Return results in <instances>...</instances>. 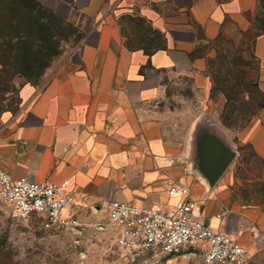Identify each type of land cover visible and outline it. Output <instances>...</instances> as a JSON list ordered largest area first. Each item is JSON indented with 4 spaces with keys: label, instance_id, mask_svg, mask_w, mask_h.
Listing matches in <instances>:
<instances>
[{
    "label": "crops",
    "instance_id": "obj_1",
    "mask_svg": "<svg viewBox=\"0 0 264 264\" xmlns=\"http://www.w3.org/2000/svg\"><path fill=\"white\" fill-rule=\"evenodd\" d=\"M259 6V0H55L49 10L81 35L62 50L56 32L46 34L52 26L40 23L44 32L27 39L19 57L28 59L27 47L36 44L35 71L15 72L10 90L0 80V165L14 177L67 180L78 221L89 211L106 214L105 201L113 198L139 206L172 202L167 187L184 182L201 210L207 196V221L242 245L251 264H264V178L244 195L228 165L207 185L182 159L184 150L173 152L169 109L162 105V76L198 71L196 60L205 58L196 56L198 49L215 38L225 18L249 32ZM126 14L145 20V42L125 34ZM153 31L161 48L154 47ZM248 42L264 95V33ZM259 113L239 137L264 157V102Z\"/></svg>",
    "mask_w": 264,
    "mask_h": 264
},
{
    "label": "rangeland",
    "instance_id": "obj_2",
    "mask_svg": "<svg viewBox=\"0 0 264 264\" xmlns=\"http://www.w3.org/2000/svg\"><path fill=\"white\" fill-rule=\"evenodd\" d=\"M54 2L35 0L36 11L29 12L20 6V3L32 4L29 0H0V80L9 90L13 88L10 79L15 72L35 71L30 64L35 55L32 47L36 44L27 47L28 53L31 52L28 59L19 57L26 49L25 41L33 42L35 34L44 32L40 23L52 26L46 34L56 32L62 50L75 46L81 35L72 22L65 23L61 16H54L49 10L48 6ZM259 3L249 32H243L235 21L225 18L214 40L198 49L196 56H205L204 60H196L198 71L162 76L166 91L162 105L169 109L167 121L173 152L184 150L182 159L209 185L196 167L193 138L200 129L213 132L235 151L229 171L233 170L235 189L244 195L249 184L264 178V157L239 137L243 128L262 115L259 110L264 102L257 83L258 58L248 42L253 34L264 33V0ZM121 20L129 38L146 41L150 30L143 18L126 14ZM141 22L144 24L140 28ZM158 37L159 33L153 31L155 42ZM62 50L59 48V52ZM50 52L45 49L46 57ZM202 198L205 200L207 196ZM203 200L199 202L202 211L206 205ZM79 221L75 228L48 230L38 219L13 217L10 205L0 199V264H203L198 250L185 255L147 253L135 259L126 258L114 242L116 226L108 213L89 211L79 216Z\"/></svg>",
    "mask_w": 264,
    "mask_h": 264
},
{
    "label": "built area",
    "instance_id": "obj_3",
    "mask_svg": "<svg viewBox=\"0 0 264 264\" xmlns=\"http://www.w3.org/2000/svg\"><path fill=\"white\" fill-rule=\"evenodd\" d=\"M167 194L176 199L140 206L114 198L105 201L122 255L135 259L147 253L185 255L198 250L203 264H251L242 245L207 221L186 183L172 182ZM0 199L10 205L13 217L38 219L48 230L79 225L70 211L74 198L67 180L14 177L0 165Z\"/></svg>",
    "mask_w": 264,
    "mask_h": 264
},
{
    "label": "water",
    "instance_id": "obj_4",
    "mask_svg": "<svg viewBox=\"0 0 264 264\" xmlns=\"http://www.w3.org/2000/svg\"><path fill=\"white\" fill-rule=\"evenodd\" d=\"M194 145L196 154L199 155L196 167L212 185L230 164L235 151L207 129H200L195 132Z\"/></svg>",
    "mask_w": 264,
    "mask_h": 264
},
{
    "label": "trees",
    "instance_id": "obj_5",
    "mask_svg": "<svg viewBox=\"0 0 264 264\" xmlns=\"http://www.w3.org/2000/svg\"><path fill=\"white\" fill-rule=\"evenodd\" d=\"M29 2H33L32 4H34V6L32 5V4H27V3H20V6H22L23 5V7L27 10V11H29V12H35L36 11V6H35V0H29ZM144 23L143 22H141L140 23V25H139V27H141V25H143ZM155 32V31H154ZM156 32H158V31H156ZM159 33V32H158ZM159 35H160V33H159ZM161 36V35H160ZM157 39V42L156 43H154V47H158V48H161L163 45H162V43H161V39L158 37V38H156ZM214 40V39H213ZM137 44V43H136Z\"/></svg>",
    "mask_w": 264,
    "mask_h": 264
},
{
    "label": "flooded vegetation",
    "instance_id": "obj_6",
    "mask_svg": "<svg viewBox=\"0 0 264 264\" xmlns=\"http://www.w3.org/2000/svg\"><path fill=\"white\" fill-rule=\"evenodd\" d=\"M197 157H198V161H199V155L197 154Z\"/></svg>",
    "mask_w": 264,
    "mask_h": 264
}]
</instances>
